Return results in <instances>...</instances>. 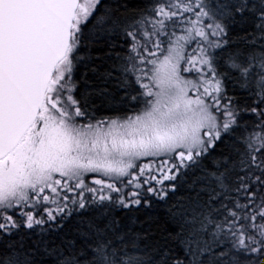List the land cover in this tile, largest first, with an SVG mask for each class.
Masks as SVG:
<instances>
[{
  "label": "trees",
  "instance_id": "trees-1",
  "mask_svg": "<svg viewBox=\"0 0 264 264\" xmlns=\"http://www.w3.org/2000/svg\"><path fill=\"white\" fill-rule=\"evenodd\" d=\"M170 1H100L79 39L82 120L140 113L134 42ZM198 1L222 30L212 62L229 128L173 181L135 185L131 198L126 189L128 205L87 196L53 218L6 212L14 220L0 232V264H264V83L249 89L264 81V0Z\"/></svg>",
  "mask_w": 264,
  "mask_h": 264
},
{
  "label": "rangeland",
  "instance_id": "rangeland-1",
  "mask_svg": "<svg viewBox=\"0 0 264 264\" xmlns=\"http://www.w3.org/2000/svg\"><path fill=\"white\" fill-rule=\"evenodd\" d=\"M100 1L80 0L69 53L55 72L40 119L0 162V232L14 220L6 212L16 209L23 216L27 208H43L53 218L83 205L87 196L128 205L126 189L131 198L141 186L173 181L229 128L212 62L222 30L198 0H172L142 26L133 47L144 97L140 113L82 120L74 82L79 39ZM256 83L264 81L249 89Z\"/></svg>",
  "mask_w": 264,
  "mask_h": 264
},
{
  "label": "water",
  "instance_id": "water-1",
  "mask_svg": "<svg viewBox=\"0 0 264 264\" xmlns=\"http://www.w3.org/2000/svg\"><path fill=\"white\" fill-rule=\"evenodd\" d=\"M80 0H0V161L36 123Z\"/></svg>",
  "mask_w": 264,
  "mask_h": 264
},
{
  "label": "flooded vegetation",
  "instance_id": "flooded-vegetation-1",
  "mask_svg": "<svg viewBox=\"0 0 264 264\" xmlns=\"http://www.w3.org/2000/svg\"><path fill=\"white\" fill-rule=\"evenodd\" d=\"M39 119H40V117H39ZM39 119H38V121H39ZM25 137H26V136H25ZM21 143H22V142H21ZM15 151H16V150H15ZM15 151H14V152H15ZM12 154H13V153H12Z\"/></svg>",
  "mask_w": 264,
  "mask_h": 264
}]
</instances>
